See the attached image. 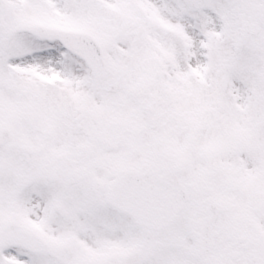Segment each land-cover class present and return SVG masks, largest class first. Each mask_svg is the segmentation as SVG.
Here are the masks:
<instances>
[{
	"label": "snow or ice",
	"instance_id": "snow-or-ice-1",
	"mask_svg": "<svg viewBox=\"0 0 264 264\" xmlns=\"http://www.w3.org/2000/svg\"><path fill=\"white\" fill-rule=\"evenodd\" d=\"M0 264H264V0H0Z\"/></svg>",
	"mask_w": 264,
	"mask_h": 264
}]
</instances>
